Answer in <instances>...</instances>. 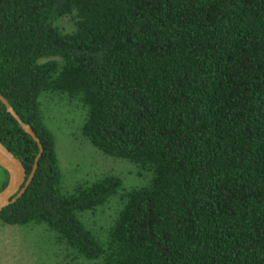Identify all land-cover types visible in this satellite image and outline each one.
<instances>
[{"label": "trees", "instance_id": "obj_1", "mask_svg": "<svg viewBox=\"0 0 264 264\" xmlns=\"http://www.w3.org/2000/svg\"><path fill=\"white\" fill-rule=\"evenodd\" d=\"M46 91L87 109L95 147L151 173L106 239L79 212L122 179L64 191ZM0 93L43 147L2 223H45L97 264H264V0H0ZM0 140L29 176L39 143L1 100Z\"/></svg>", "mask_w": 264, "mask_h": 264}, {"label": "rangeland", "instance_id": "obj_2", "mask_svg": "<svg viewBox=\"0 0 264 264\" xmlns=\"http://www.w3.org/2000/svg\"><path fill=\"white\" fill-rule=\"evenodd\" d=\"M58 24L64 31L73 32L75 17L65 15ZM40 101L45 122L56 137L65 192H74L80 185L106 175H117L122 179V188L105 204L79 212L85 225L99 238L106 239L123 205L125 192L145 184L151 173L128 159L109 156L95 147L83 134L87 109L79 101L65 93L51 91L44 92ZM97 263L76 254L45 223L10 225L0 221V264Z\"/></svg>", "mask_w": 264, "mask_h": 264}, {"label": "water", "instance_id": "obj_3", "mask_svg": "<svg viewBox=\"0 0 264 264\" xmlns=\"http://www.w3.org/2000/svg\"><path fill=\"white\" fill-rule=\"evenodd\" d=\"M0 100L6 105L8 111L21 124V126L39 143L40 151L36 157L34 168L28 176L27 170L22 160L17 157L8 147L0 140V167L9 173V181L6 187L0 191V213L9 205L17 201V199L29 187L35 176L39 159L43 152L40 139L37 137L30 124L25 123L19 114L15 111L9 101L0 93Z\"/></svg>", "mask_w": 264, "mask_h": 264}]
</instances>
